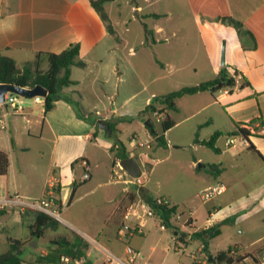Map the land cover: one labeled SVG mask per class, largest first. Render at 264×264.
<instances>
[{
  "label": "crops",
  "instance_id": "obj_1",
  "mask_svg": "<svg viewBox=\"0 0 264 264\" xmlns=\"http://www.w3.org/2000/svg\"><path fill=\"white\" fill-rule=\"evenodd\" d=\"M105 9L117 39L106 30L90 0H0V55L13 58L21 66L25 61L33 59L38 51L57 53L70 43L79 42V57L85 63L84 67L72 66L71 79L75 83L63 88L61 98L55 101L51 110L44 112L42 97L41 101L34 98L37 111H25L24 105L23 110L16 113L2 112L0 109V129H8L6 142L0 136V150H3L2 145L9 148L3 150L8 154L9 165L6 174L0 175V201L14 193L29 198L40 197L48 182L53 181L54 186L59 185L58 209L64 214V217H60L61 221L56 219L58 223L54 227L46 228L44 234L36 238L29 236L31 214L22 216L15 208L7 206L0 209L3 250L12 239L24 240L22 258L26 264H54L37 260L50 253L56 260L60 254V264H106L108 253L127 264L149 263L151 255L145 259L142 249L146 244L145 234L152 229L147 227H159V224L157 226L154 223L155 220L160 223L158 216L147 218L140 233L124 234L121 232V225L123 213L130 204L140 210L146 201L158 195L144 185L138 187L110 180L111 162L115 157L111 146L114 140L123 143L118 128L120 122L137 120L142 132L146 134L145 145L152 139L150 129L136 115L153 97L161 95V92L157 87L152 88L137 108L123 110V104L118 107L109 106L97 91L98 96L94 94V102L88 113L85 111L80 117L72 94L80 96L78 89L87 82L94 87L115 89L130 74L143 84L146 80L141 78V69L152 71L153 67L159 65V68L172 66L173 72L183 70L190 74L192 72L193 75L203 71L202 79L183 84L197 85L215 78L224 68L234 77L235 85L215 92L204 90L177 98L176 109L170 110L172 115L169 113L174 121L172 127L188 122L190 129L187 133L192 142L184 145H189L186 147L193 150L205 147L219 156L213 162H202V158L197 157L190 163V166L196 167L197 173L205 176L206 184L203 189L220 183L224 185V191L220 193L223 194L228 188L227 181L238 177L236 175L242 171L241 164L236 159L239 154H229L226 159L220 157L229 153V147H235L238 140L242 144L241 153L256 156L263 163L248 148V141L240 134L233 133L237 128L236 124L250 129L253 134L249 136V140L264 157V137L260 136L263 130L254 132L252 126L246 124L258 114L264 119V0H121V3L113 0L105 4ZM229 17L241 21L255 40L250 35L239 36ZM131 21L140 22L142 28L138 40L142 58L138 57L137 63L128 59L123 52L128 46V56L138 53L134 46L129 45L127 37ZM118 24L123 25L120 31L116 27ZM198 55L201 57L198 58ZM155 78L157 76H152L148 83ZM143 88L145 89V85ZM134 95L132 93L125 100ZM5 116H11L8 128L3 125ZM26 116L33 118L32 127L22 125L21 122L31 123ZM130 117L134 118L129 120ZM152 117L156 119L153 114ZM99 119L109 121V126L116 123L114 128L110 127L111 133L99 128ZM96 124L102 132L96 129ZM215 132L221 133L215 139L218 152L195 141L196 138L208 140ZM136 135L133 133L128 138L132 141L130 148H126L123 143L124 151L130 156H135L140 151L145 156L147 151L140 150L143 145L136 142ZM235 135H239V138ZM167 141L169 146V140ZM173 141L176 147L183 145L180 144L183 141L182 134ZM45 142H50V145L47 146ZM32 148L38 153L48 148L47 168L41 180L34 178L35 170L32 166L35 165L33 163H38L37 160H29L24 155L15 157V163L12 164L10 153L18 152L20 156ZM157 148L163 147L153 146V149L148 150L151 154L146 156L147 162ZM99 149L112 154L108 163L104 158L107 173L97 183L99 187L107 188L78 191L77 175L80 168L84 173L80 174L79 182L84 183L86 180L90 181L97 168L103 164V160L99 159ZM119 155L117 153L118 157ZM137 161L140 168L141 165L146 166L138 158ZM209 164L218 165L221 172L209 169ZM222 174H225L226 179L220 178ZM252 194L255 196L250 203L239 202L235 205L233 190L229 197H224L225 204L213 202L208 205L200 222L195 216L196 209L182 210L181 216L186 212L184 219L180 221L174 215L171 218L173 225L166 226L165 229L171 231L172 240H179L181 232L191 234L202 228L214 227L233 214L236 218L231 227L235 226L238 214L248 209L249 204H256L254 209L264 208V195L258 199L260 192ZM160 195L171 199L165 194ZM189 217L193 222L192 228L184 226ZM131 223H135V220ZM19 228L22 229L21 232ZM210 234L211 232L208 233ZM63 257H68L69 260L64 261ZM194 258L202 260L203 255L198 254ZM208 261L212 264L210 259Z\"/></svg>",
  "mask_w": 264,
  "mask_h": 264
},
{
  "label": "rangeland",
  "instance_id": "obj_2",
  "mask_svg": "<svg viewBox=\"0 0 264 264\" xmlns=\"http://www.w3.org/2000/svg\"><path fill=\"white\" fill-rule=\"evenodd\" d=\"M121 3V0H118ZM172 23V22H171ZM117 29L122 30L123 25H116ZM130 32H128V39L130 41L129 45L134 46L135 49L138 50V53L134 56H128V46L125 47L124 53L128 57V59L132 60L134 63H137L138 57L142 58L140 53L141 48L138 45L139 35L142 34L140 22L131 21L129 23ZM137 45V46H136ZM164 44L162 45V47ZM159 48V45L157 46ZM161 56V54H160ZM201 57L198 55V58ZM156 67V68H155ZM152 68V71H148V69H141L142 75L141 78L146 80L145 83H141V81L136 80V78L130 74H127L125 77L126 81L120 83L115 89L108 87H100V86H92L87 82L84 85H80L78 92L80 93V97L77 94H72L75 103L84 108L88 113L91 104L94 102V94L95 96L100 92L103 95V99L108 103L109 106H120L123 104V110H128L130 108H137L143 102L144 98L148 96L152 90V88L157 87L158 91L161 92L159 94H165L172 90L178 89L182 86H190L183 85L189 84L191 82H195L196 80L202 79V72H199L197 75H193L192 72L190 74L189 71H172V66L160 67L155 66ZM121 68V66H120ZM126 72V70H124ZM158 72V73H157ZM155 74V75H154ZM144 76V77H143ZM152 76H157L154 80L148 83V80ZM145 85V89L143 86ZM132 93H135L134 97L128 98ZM35 97H20L23 101V105L25 107V111L29 109H34L37 111L36 104H34ZM139 104V105H138ZM143 104V103H142ZM0 109L2 112H11L12 109L6 107L1 104ZM1 112V113H2ZM172 115V111H169ZM92 116V114L90 115ZM11 116H5L3 119L5 121L6 128H8V119ZM21 117V116H19ZM28 117V116H26ZM30 118L31 123L21 122L23 126L32 127L33 118ZM20 119V118H19ZM153 119L154 128L156 130H160L159 122ZM114 120V119H113ZM118 128L120 130V138L122 139L126 148H130L132 146V141L128 138L136 133L135 136L136 142L140 143L145 152V156L138 151L136 153V159L141 160L146 166L141 165L142 170L139 176V181L144 185V187L148 188L153 194H157L158 197L160 194H165L169 196L173 203V205L177 206L178 211L175 212L174 215H177V218L181 220L186 216V212H184L181 216V212L196 209V219L200 222L205 216V209L211 203H220L225 204L226 195L230 194V192L235 193L236 201L234 204L236 205L239 202H249L253 199L255 194L253 192H257L261 194L258 199L264 195V164L256 157L252 155H245V153H241V142L238 140L239 135L237 136V142L235 147H229V153H226L220 156L222 159H226L229 154L233 156L239 154L237 156V161L241 164L240 167L242 171L237 174L235 179H230L227 181L228 188L227 191L223 194H216L211 196L208 200L202 201L199 197V194L203 190V186L206 184L205 176L203 174H199L195 170V166H190L193 158L201 157L202 162H213L217 157L216 154L211 152L205 147H198L197 150L188 149L184 144H191L192 140L190 135L187 133L190 129L188 122H185L181 125L171 127L166 132V138L169 140L168 148H157V151L149 158L148 162L145 160L149 156L148 150L153 149L155 147L153 138L147 141L149 147L145 145L146 134L142 132L140 128L139 122L134 120L132 122H120L118 124ZM8 129H0V136L2 141H5V138L8 136ZM187 133V134H186ZM182 134L183 141H181L183 145L180 147L174 146L173 140L179 135ZM150 137H148L149 139ZM188 139L187 141H185ZM31 141V140H30ZM38 142L39 140H35ZM47 146L50 145V142H45ZM146 143V144H147ZM1 148L3 150L8 147L2 145ZM42 152L38 153L34 148L31 149L26 154L20 155L18 152L10 153L12 164L15 162V157H25L29 160H37L38 163L32 166L33 170H35V179L41 180L45 176L46 166L48 162L47 151L48 148L42 149ZM104 151V152H103ZM99 159L103 160V164L100 165L95 171L93 178L86 182H79L80 174L84 173V170L80 168L79 173L77 175V183L79 184L76 188L78 191H85L92 188L96 190H102L107 188V186L102 187L98 186L97 183L104 177L107 173V167L104 163V158L106 157L107 163L109 161L108 158H111V152L105 151L103 149H99ZM134 156V155H133ZM134 156V157H135ZM147 156V157H146ZM39 164V165H37ZM28 163L26 164L27 168ZM37 169V171H36ZM236 171V170H234ZM229 177V176H227ZM222 180L226 179L225 174L220 176ZM223 197V199H222ZM256 204H249L248 209L241 211L237 216V223L235 226L232 224H224L220 228V232L218 234H214L212 237L208 239V249L207 252L215 253L216 250L225 249L228 247H233V249L238 250V255H246L247 253H254L258 262L255 263L252 261L250 256L245 257L244 264H263L262 259H264V208H256L254 209ZM60 217H64V214L59 211ZM173 215V216H174ZM181 217V218H180ZM202 218V219H201ZM61 221V219H58ZM155 224H159L158 220H155ZM152 228L149 233L145 234L146 244L143 247V253L145 254V259H148V255H151L148 264H192L194 254H198V248L200 249V241L192 240L191 234L188 232H181L180 237L182 236L186 242L183 246H180L179 249H174L178 245L176 244V240H172L171 231L168 229H160L159 227H147ZM21 228L19 231L21 232ZM4 247V237L0 234V251L3 250ZM206 254V253H205ZM205 264H209L206 262Z\"/></svg>",
  "mask_w": 264,
  "mask_h": 264
},
{
  "label": "trees",
  "instance_id": "obj_3",
  "mask_svg": "<svg viewBox=\"0 0 264 264\" xmlns=\"http://www.w3.org/2000/svg\"><path fill=\"white\" fill-rule=\"evenodd\" d=\"M113 0H90L91 6L94 8L98 14L100 20L104 24L106 30L117 39L115 35V30L110 22L108 13L105 9V4ZM230 22L234 25L239 36L250 35L255 40L252 33L244 27L243 23L239 20L229 17ZM80 44L79 42L70 43L65 49L60 52H50V51H38L35 53L34 58L28 61H25L21 66H18L14 59L6 56L0 55V82L1 83H14L24 87H32L36 84H40L45 87L48 91L45 98H43V108L44 112L51 110L54 107L56 100L61 98V92L63 88L68 87L75 82L71 79V68L72 66L84 67L85 63L80 59ZM235 85V79L232 75H229L224 68H222L219 74L206 82L199 83L197 85L182 86L178 89L172 90L165 94L157 95L153 97L152 101L149 102L136 117L146 116L150 119L153 127L152 114L163 113V118L159 122L160 130L151 132L154 144L157 147H168V141L165 136V132L174 125L173 119L169 115L170 110L176 109V100L177 98L185 94H194L199 91L209 90L212 92L218 91L223 88H231ZM75 108L78 116H82V113L85 112V109L78 106L75 103ZM134 117H130L129 120H132ZM247 125L252 126L254 132L263 130V133L260 135L264 137V119L261 114H258L256 117L252 118L246 123ZM116 123H111L110 127L114 128ZM236 131L233 134H240L244 139L248 141V148L253 150L259 158L264 163L263 155L255 148V146L250 142L249 136L253 133L247 127L240 126L236 124ZM148 128V127H147ZM96 129L101 131L96 124ZM102 132V131H101ZM221 134L220 132H215L208 140H199L195 139L196 142L203 144L204 146L212 149L215 152H218V148L215 146V139ZM111 151H114L115 157L119 153L120 158L130 156L128 152L124 151V145L119 140H114L111 146ZM9 165L8 154L3 150H0V175L6 174ZM209 169H217L218 172H221V167L218 165L209 164ZM54 188V196L57 204H60L57 199L59 193V185L56 184ZM157 213L160 217V220L166 224V226H172L171 218L177 211V206L173 205L170 208L158 207ZM2 212V210H0ZM25 214L32 216V222L28 225L29 236L30 237H41L44 234V230L48 227H54L58 221L53 217L44 214L39 211L25 210L21 215ZM236 215H230L224 218L222 221L218 222L214 227L194 231L191 233V239H198L202 245L203 250L207 253L208 249V239L214 234L220 232V226L224 224H233L235 221ZM211 232L210 235L208 233ZM179 240H182L184 243L186 240L179 236ZM25 241L22 239H12L8 242V246L5 250L0 251V264H26V261L22 258V252L24 248ZM233 247H228L225 250H218L215 253H207L208 259H211L210 263L212 264H244L245 257L250 256L253 262L257 263L258 258L254 253H247L246 255H238V250L236 254L232 256L230 250ZM54 255L51 253L47 256L39 257L37 260L40 262H49L54 264H60V254H58V259H53ZM72 258L73 256H69ZM192 264L197 263L196 259L193 260Z\"/></svg>",
  "mask_w": 264,
  "mask_h": 264
},
{
  "label": "built area",
  "instance_id": "obj_4",
  "mask_svg": "<svg viewBox=\"0 0 264 264\" xmlns=\"http://www.w3.org/2000/svg\"><path fill=\"white\" fill-rule=\"evenodd\" d=\"M20 97H21L20 95H17L15 93L7 92L4 95V102L2 103V105H4L6 109L11 108L14 113L21 112L23 110V101L20 99ZM35 99L37 101H41L39 96L35 97ZM155 116H156L155 121L160 122L163 118V113L155 114ZM228 141L232 142L233 140H228ZM146 146L149 147V144L147 143ZM120 159L121 158L119 157H114V159L111 162L110 180L122 182L124 184H135L138 187H142L143 184L140 183L139 176L137 177L130 176L128 172L120 164ZM53 187H54L53 181H49L43 195L37 198H29L20 195L19 193H14L0 201V209L5 208L6 206L12 207L15 208L17 212L20 214L24 213L25 210L30 209V210L42 212L58 220L60 219L59 209H58L59 206L54 199L55 197H54ZM223 191H224V185L217 183L215 185H211L204 188L199 194V197L202 201H205L208 200L211 196L220 194ZM156 206L170 208L173 206V203L168 197L159 196V197L151 198L150 200L146 201L142 205V208L140 210L137 209L133 204H130L123 213L121 232H123L124 234L140 233L147 218L158 216ZM158 218L160 219L159 216ZM190 219L191 218L189 217L187 221H185L184 223V226H186L187 228L193 227V222L190 221ZM132 220H135V223L132 224L131 223ZM159 228L160 229L166 228V224L161 220L159 223ZM176 241H177L176 244L178 245L177 247H175L176 249L184 245V242L182 240H176ZM198 254L203 255L202 260L201 259L197 260L196 258V261L198 263L205 264L206 262H209L208 256L205 254L203 250V245H201L200 249H198ZM198 254H194V255L197 256ZM230 254L234 256L236 254L235 249L232 248L230 250ZM62 259L64 261L69 260L68 257H63ZM105 263L127 264L121 258L109 253L106 257ZM262 263L264 264V259H262Z\"/></svg>",
  "mask_w": 264,
  "mask_h": 264
},
{
  "label": "water",
  "instance_id": "obj_5",
  "mask_svg": "<svg viewBox=\"0 0 264 264\" xmlns=\"http://www.w3.org/2000/svg\"><path fill=\"white\" fill-rule=\"evenodd\" d=\"M221 63H224V50L222 49L221 53ZM15 93L22 97H42L45 98L48 91L45 87L40 84H36L32 87H24L14 83H1L0 82V104L4 102L5 93ZM140 121L147 126L150 131H154V127L149 119H145V117H141ZM98 126L104 132L111 133V128L109 126V121L99 119ZM120 164L122 167L128 172V174L132 177H137L141 173L140 164L134 156H128L120 159ZM211 260V259H210Z\"/></svg>",
  "mask_w": 264,
  "mask_h": 264
}]
</instances>
